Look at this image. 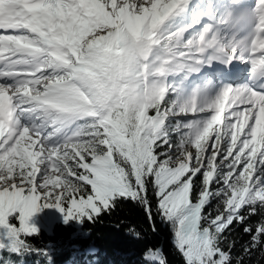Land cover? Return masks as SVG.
<instances>
[{
	"label": "snow or ice",
	"instance_id": "6c2138e0",
	"mask_svg": "<svg viewBox=\"0 0 264 264\" xmlns=\"http://www.w3.org/2000/svg\"><path fill=\"white\" fill-rule=\"evenodd\" d=\"M123 201L183 264H235L227 231L264 211V0H0V256L50 258L42 209Z\"/></svg>",
	"mask_w": 264,
	"mask_h": 264
},
{
	"label": "trees",
	"instance_id": "16d2710c",
	"mask_svg": "<svg viewBox=\"0 0 264 264\" xmlns=\"http://www.w3.org/2000/svg\"><path fill=\"white\" fill-rule=\"evenodd\" d=\"M149 198L154 204L151 192ZM216 206L217 202L213 201L206 212L214 214ZM153 214L155 216V208ZM48 222L49 230L39 221L33 222L38 235L29 240L35 247L47 249L50 258L29 255L24 257V264H143V252L151 246L163 250L168 264H183L171 243L168 227L155 216L157 231L152 232L145 209L131 201L119 202L111 214L102 215L95 223L85 221L83 225H77L70 222L66 225L59 211L52 213ZM261 222H264V211L247 216L243 225L234 223L227 231L225 247L234 245L235 264H264V245L245 251L251 245L252 233H246L244 227L254 229ZM134 233H140V238L137 239ZM18 260L8 253L0 256V264Z\"/></svg>",
	"mask_w": 264,
	"mask_h": 264
},
{
	"label": "rangeland",
	"instance_id": "374dc122",
	"mask_svg": "<svg viewBox=\"0 0 264 264\" xmlns=\"http://www.w3.org/2000/svg\"><path fill=\"white\" fill-rule=\"evenodd\" d=\"M55 211H57L55 208L42 209L32 217L31 223L39 221L46 230H49L50 224L48 222V219L52 213L55 214Z\"/></svg>",
	"mask_w": 264,
	"mask_h": 264
}]
</instances>
